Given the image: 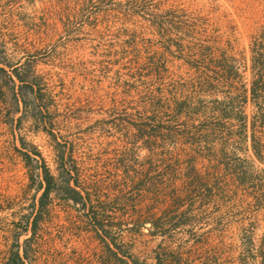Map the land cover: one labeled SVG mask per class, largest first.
<instances>
[{
    "label": "rangeland",
    "instance_id": "obj_1",
    "mask_svg": "<svg viewBox=\"0 0 264 264\" xmlns=\"http://www.w3.org/2000/svg\"><path fill=\"white\" fill-rule=\"evenodd\" d=\"M255 48L264 65V0H0L4 63H26L23 70L41 77L40 96L23 93L26 108L16 102L17 87L3 86L0 264L16 238L26 264H113L86 209L110 226L119 258L264 264V165L249 140L254 123L264 153V126L240 98L234 116H220L230 90L210 72L224 60L247 84ZM206 76L216 92L193 86ZM158 88L186 98L189 111L177 118L159 112ZM243 115L247 139L238 126ZM136 133L152 138L151 150ZM33 149L55 177L63 154L91 201L69 208L52 196L31 237L41 179L30 180L19 151ZM120 153L123 164L114 161ZM189 166L198 177L185 176ZM139 215L159 218L166 234L151 235ZM178 222L185 224L171 227Z\"/></svg>",
    "mask_w": 264,
    "mask_h": 264
},
{
    "label": "trees",
    "instance_id": "obj_2",
    "mask_svg": "<svg viewBox=\"0 0 264 264\" xmlns=\"http://www.w3.org/2000/svg\"><path fill=\"white\" fill-rule=\"evenodd\" d=\"M201 51H205V49H201ZM251 52V66L248 69L249 81L247 84L243 83V77L238 69H235L233 65H227L224 60L214 62L215 66L210 69V72L213 74L212 78H215L217 83H222L230 90L228 93V95H230V107L224 111H219V115L222 117L225 116V118L234 116V101L235 99L240 98L243 104L249 103L252 106L254 115L257 116L258 119H261L259 122L264 126V65L260 64V59L262 58L263 54L260 50H258V48L252 49ZM1 54L2 53L0 51V102H2V97L4 95L3 86L8 83L11 84L10 86L12 91H14L15 87H17L19 93L17 97L15 95L16 102H19V104H22L23 107L26 108L27 102L23 96V93L25 92V89H27L29 93H35V95L40 96L41 90H39L38 81L41 79V77L39 75H34L31 68L23 70L26 67V63H17L14 65L4 63L5 61H3ZM204 55L205 54L200 55L202 60H207L208 56ZM194 70L195 72H198L196 71L198 69L195 68ZM154 72H158V70L154 69ZM192 83L196 84L193 86H195V89L198 92H207L209 94L216 92L214 91L215 87L210 80V76L199 78L196 83L193 80ZM155 92L156 94L153 96L152 101L153 106H155V108L157 107L159 112H161V110H166L173 116V118H177L183 113L189 111V107H187L186 104V98L178 100L174 97H170L171 95L168 89L158 88L155 90ZM163 93L169 94V97H163V95L167 96ZM159 94L163 95L160 96ZM241 118L238 119L240 122L238 125L239 131H242V134L240 135L242 138L247 139L244 135L246 134L247 129L245 122L246 115H243ZM254 128L255 124L253 123L251 125L252 134L249 139L251 153L259 163L264 165L263 146L261 145L260 140L255 137ZM134 137L136 140H140L142 142L143 148L145 150H151V137H144L141 133H136ZM19 153L21 154L23 162L28 169L30 180L33 182L34 176H38L41 179L38 187L36 188L38 192L41 191L40 196L38 197L37 203L32 204V220L30 223L31 237L35 235L38 225L45 221V215L50 213L49 203H51V201L54 199L52 196H54L58 201H61L63 204L67 205L69 208H87V205L91 201L90 193L78 183L76 169L67 163L68 160L64 158L63 154L58 155L57 177H55L51 173L46 163L43 161L42 157H40V153L36 149L31 151H19ZM125 157L126 154L120 153L114 158V161L118 162L119 164H123ZM189 170L195 174V178L198 177V174L196 173V170L193 166H189L186 169L185 176H189ZM173 203L175 202L173 201ZM176 203V206L172 207V209L178 208L179 204L178 202ZM85 216L87 218V223L94 232L95 237H97L102 242V244H104L108 253L110 255L112 254L113 259L111 260L113 264H139L137 260L132 259L129 255H124L123 258H119L117 255L118 253L110 248V245L117 247V244L113 237H111L109 234L110 226L105 225L106 221H103V219L99 218L96 213L87 211V209L85 210ZM147 220H149V218L144 215H139L136 218V222L141 226L149 223ZM160 221L161 220L157 218L156 221H151L149 223L154 229V231L151 232V235L164 236L166 234L165 230L167 229L159 226V223H161ZM181 222L174 223V225L171 227L185 224ZM27 230L28 229L26 227V231L24 232L26 233ZM20 235H22V233ZM26 258V251H24L22 254L20 253L18 239L16 238L13 243V248L10 250L8 257L2 264H26ZM157 264L160 263L157 262Z\"/></svg>",
    "mask_w": 264,
    "mask_h": 264
}]
</instances>
